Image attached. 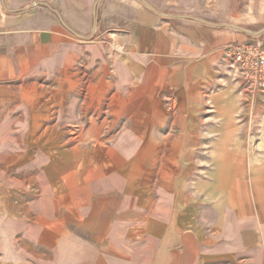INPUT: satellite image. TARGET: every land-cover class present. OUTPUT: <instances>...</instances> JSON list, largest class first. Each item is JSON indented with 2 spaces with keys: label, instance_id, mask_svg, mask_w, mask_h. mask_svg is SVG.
<instances>
[{
  "label": "crops",
  "instance_id": "crops-1",
  "mask_svg": "<svg viewBox=\"0 0 264 264\" xmlns=\"http://www.w3.org/2000/svg\"><path fill=\"white\" fill-rule=\"evenodd\" d=\"M252 36L264 0H0L17 264H264V86L225 52Z\"/></svg>",
  "mask_w": 264,
  "mask_h": 264
},
{
  "label": "built area",
  "instance_id": "built-area-1",
  "mask_svg": "<svg viewBox=\"0 0 264 264\" xmlns=\"http://www.w3.org/2000/svg\"><path fill=\"white\" fill-rule=\"evenodd\" d=\"M240 79L250 88L264 86V43L259 40L225 47Z\"/></svg>",
  "mask_w": 264,
  "mask_h": 264
},
{
  "label": "rangeland",
  "instance_id": "rangeland-1",
  "mask_svg": "<svg viewBox=\"0 0 264 264\" xmlns=\"http://www.w3.org/2000/svg\"><path fill=\"white\" fill-rule=\"evenodd\" d=\"M255 39V36H252L251 38L249 37V40ZM257 39L262 40L261 37ZM5 199V193L2 189H0V264H17L19 255H21L20 258L22 259V253L17 251L15 243H12L11 241L12 237L10 234L12 232L11 228H13V225H11V221L8 220ZM19 263L30 264L28 260H25V262H23V260H19Z\"/></svg>",
  "mask_w": 264,
  "mask_h": 264
}]
</instances>
